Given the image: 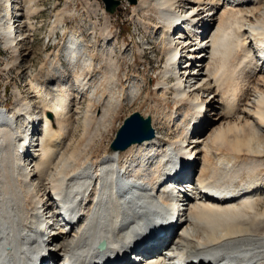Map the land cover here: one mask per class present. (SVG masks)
I'll list each match as a JSON object with an SVG mask.
<instances>
[{"label":"bare ground","instance_id":"6f19581e","mask_svg":"<svg viewBox=\"0 0 264 264\" xmlns=\"http://www.w3.org/2000/svg\"><path fill=\"white\" fill-rule=\"evenodd\" d=\"M53 1L48 4L51 9ZM138 1L130 5L131 19L143 32V24H147L143 18L160 21L161 27L150 28L151 32L147 28L146 34L158 37L160 51L168 56L161 80L159 75L156 80L159 90L155 85L153 92H161L164 98L173 95L181 110L170 111L153 103L162 125L155 127L154 121V137L124 151L110 149L94 159L90 151H83L85 157L77 150L68 153L62 134L66 126L74 127L78 121V106L88 99L82 125L90 142L93 136L99 137L97 131L90 133V128L110 121L116 107L140 91L145 78L131 76L122 86L112 60L110 45L116 38L110 33V24L109 31L107 25L103 29L102 61L89 55L92 46L83 37L65 32L67 45L51 52L52 58L47 55L48 67L39 66L31 74L32 81L27 80L29 88L36 85L30 97H36V89H43L48 103L41 99L32 104L33 99L28 101L16 87L17 106L7 110L9 126L0 127V264H34L42 253L37 243L40 238L36 239L40 227L60 200L70 204L80 224L59 232L45 246L68 254L78 264H122L124 258L130 262L128 255L120 257L124 250L138 242H142L139 249L153 250L157 241L167 248L145 264H183L191 255L194 264H264V0ZM34 2L0 0V41L10 52L4 60L6 69L25 67L26 53H22L35 29L31 22L37 11ZM86 7L95 18L102 12L104 23L111 22L99 2H86ZM76 14L66 8L62 12L63 16ZM62 15L50 34L62 23ZM177 21L186 22L189 34L172 33V23ZM88 25L97 24L90 20ZM177 49L182 58L176 67L169 52ZM2 61L0 57V66ZM79 66L85 71L90 68L89 75L79 74ZM96 66L101 72L108 69L102 83L100 74L92 70ZM100 83L103 87L98 94L95 88ZM31 114H38V121L32 122ZM199 122L200 129L194 126ZM207 122L211 123L209 131L196 137ZM167 126L174 128L173 137L161 145L166 136L161 137L159 130L165 131ZM31 131L38 132L31 144L34 154L13 152L14 146L26 151ZM191 155H195L193 166L183 165ZM175 167L180 174L177 177L190 181L184 186L189 189L175 202L182 213L181 222L174 239L166 237L168 230L165 237L157 239L148 234L167 204L148 195H158L156 189L164 175ZM130 168L135 186L124 182ZM204 188H228L236 198L213 200L201 195ZM181 189L177 186L171 194ZM136 190L141 195L134 198ZM99 239L113 242L118 249L109 247L97 253L94 245ZM114 257L120 258L115 261Z\"/></svg>","mask_w":264,"mask_h":264},{"label":"rangeland","instance_id":"374dc122","mask_svg":"<svg viewBox=\"0 0 264 264\" xmlns=\"http://www.w3.org/2000/svg\"><path fill=\"white\" fill-rule=\"evenodd\" d=\"M45 1L35 0L34 2L35 3L34 7L37 8V11L35 12L36 18L34 17V21L36 22L33 24L35 28L33 32L34 41L33 40L32 42L29 41L27 43V45L28 44L29 45L28 46L26 45L27 49H25V51H23L22 53V54L26 53L23 57L24 59L23 66L25 65V67L23 68L19 67L20 70L16 67H13L11 69H6L4 65H5V61L10 56V52L0 49V57H2V60H3L0 66V102L2 103L7 102L9 109L14 108V106L15 107L17 106L16 105L17 103L15 101V95H14L16 87L21 92L22 96L26 97L28 101L33 99L32 104L36 102L39 103L41 99H43L45 103L47 102L46 100L48 99V97H45L43 89L42 91L40 89H36L38 94H35L36 97L31 98L30 96L34 95L32 91H34V87L36 85L35 83H33L32 87L30 86V88L27 85L28 82L32 81L30 79L31 74L35 73L38 67L41 64L45 63L46 61L45 53L51 51V49H47V51L44 52V49H45L44 47L46 46L44 40L47 37H50V36L53 37V35L50 34L51 29L53 27V23H52L53 17L51 16V14H48L49 12L47 11L48 10L47 8H46L47 9L46 11H43L37 14L38 9L41 6L47 7V4L52 3V0H48L49 3L47 2V0ZM84 1H88V3L90 4L99 2L105 12L104 4L102 3L101 0H72L71 4L68 7L69 8L68 10H75L77 11V14L74 15V17H71L69 15L65 16L64 21L67 23L68 29L70 28V30H75L80 34L82 33L84 36L83 38L87 41L88 44L92 46L91 51H89V55L94 56V57L97 56L96 57L97 61L99 59H100L99 61H102L104 53L100 52V49H102L100 48V45L102 43L103 37H105V32L103 29H106V28L108 29V25L110 24L111 26L110 33L112 34V37L116 38V41H114L113 44L110 45L113 47V50H114V56L112 60L115 61L114 62L116 64L115 66L116 68H118L115 73L117 74V77L119 78L122 86L126 85L125 80H128L131 76H139L140 78L141 77L145 78V83L143 87L140 89V91H138L139 93L136 91L135 93H133L134 96L133 95L132 97L128 96L129 99H127V102H124V103L122 102L123 103L122 105H119L118 107H116V110H114L112 119L110 121L105 122L104 125H98L96 127L90 128L89 130L90 133L97 131L98 136H99L97 139L94 138V136L92 138L90 137L91 138V140L89 139L90 142L89 141L87 142L88 138L84 136V129L82 125V119H83V115L86 109V104L88 103L87 101L88 99H86L81 104V106L77 105L78 108H80L79 109L80 116L78 118V121L75 120L76 123H75V126L73 125L74 127H71L69 124V126L68 127L66 126V129L63 131V134H62L63 139H64L63 148L64 150L68 149L67 150L68 153L72 152L73 150L80 151L82 153V156L84 157L85 155L83 154H85V152L90 151L89 153H91L94 156L93 157L91 155V157H93L94 159L95 157H98V158L102 157L105 151L110 150V145L112 141L114 140L115 134L117 133L118 129L121 127L122 122L127 117L132 115L133 113H139L143 118L149 117L151 119V125L155 121V124H156L155 127H159L162 125L159 123L161 121V117H158L156 113L154 112L155 108L152 106L153 103L158 104L159 107H164L165 105L164 108H168V110L170 111H178V112L179 110H181L182 106L177 105L175 103L173 95H167L164 98L161 92H158V93L156 92L157 94L153 92V89H155L156 80L159 78L158 75L160 76V80H161L163 68L165 66L167 57L160 51L161 46L159 44L158 37H155L153 39L152 37L148 36L149 34H146V32H148V29L150 28L153 29L154 27H161L162 26L161 22L153 17H151L150 20H146L143 18V21L147 23V24H143V29L144 28L146 29V30L144 29V32H143V30L138 26V24L131 19L132 9L130 7L131 5L130 0H118L120 2V5L117 7L116 12L110 15L111 22L110 23L107 22L108 20H106L105 18L106 21L104 23V14L102 12H99L98 16L95 18L92 13L88 12ZM121 1L123 2V5H121ZM135 1L137 2L138 0H135ZM203 13L204 15L207 14L206 12H203ZM86 14H87V17H86ZM87 20L89 21L92 20L97 25L95 27H91L90 25H88L89 21L87 22ZM82 23H83V26H82ZM104 26H106V28ZM152 29H150L149 31L150 32L153 31ZM96 43H99L98 45L99 47L96 46L97 45ZM124 48H126L127 50L122 51V49ZM55 50L56 49H53L51 52L55 53L56 52ZM120 53L122 55H120ZM66 63L67 62H64L63 65H64L65 70L68 72L69 67L67 66ZM101 66L103 67V65ZM78 69L76 71H78L79 74L81 73L82 75L83 74L89 75L88 72L90 68H88L85 71L84 68L82 70V67L80 68L79 66ZM94 69L99 72H96ZM92 70L94 71L95 74L99 73L101 75V76L99 75V78H101L100 79L101 83H102L103 76H106V74H108V69L107 70L103 69L104 71L101 72V69L99 68V66L98 67L96 66V68L95 67L92 68ZM28 79L29 81L27 82ZM160 80L158 82H160ZM169 82L171 83V85L174 84V80L169 81ZM101 83L99 84L98 89H97L98 85H96V88H95L98 94L102 91L103 84ZM3 87H6L5 94L3 93ZM157 87L158 86L156 85V91L159 90V87L158 88ZM92 99L94 100V98ZM68 109H73V108H71L70 106ZM187 109L188 107L183 108L182 111L180 112V115H182L184 111H186ZM165 113L168 114L167 112ZM93 114L95 115V113ZM211 117L212 116L210 115L209 118ZM210 127H211V123L207 122L205 127H203L202 130H200V132L198 133L196 137H199L204 133L206 134V132L209 131ZM173 129L174 128L170 126L168 128L167 126L165 131L159 130V132H161V137L166 136L163 138L164 141L166 140L168 141L172 139L173 134H171V132ZM70 130H73V132ZM85 142L87 143V145ZM79 146H81L82 148ZM197 170H198V167H197Z\"/></svg>","mask_w":264,"mask_h":264},{"label":"water","instance_id":"95a60500","mask_svg":"<svg viewBox=\"0 0 264 264\" xmlns=\"http://www.w3.org/2000/svg\"><path fill=\"white\" fill-rule=\"evenodd\" d=\"M105 11L114 14L120 2L118 0H102ZM135 4V0H130ZM154 137V130L151 127V119L143 118L139 113H133L126 118L118 130L114 141L111 143L112 151H124L133 144H141Z\"/></svg>","mask_w":264,"mask_h":264}]
</instances>
